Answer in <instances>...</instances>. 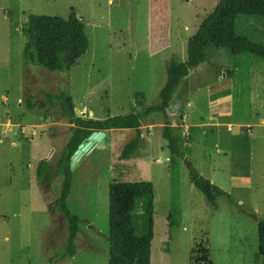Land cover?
I'll list each match as a JSON object with an SVG mask.
<instances>
[{
    "label": "rangeland",
    "instance_id": "rangeland-1",
    "mask_svg": "<svg viewBox=\"0 0 264 264\" xmlns=\"http://www.w3.org/2000/svg\"><path fill=\"white\" fill-rule=\"evenodd\" d=\"M218 2L0 0V264H108L112 180L153 186L150 264H264L256 218L264 215V129L255 124L259 107L242 70L247 62L264 73V59L209 47L206 60L189 70L166 110L181 160L161 135L162 113L140 122L139 142L127 160L120 154L136 138L134 130L95 133L92 148L74 154L67 206L83 223L72 258L60 260L66 224L48 209L59 181L38 186L35 179L37 163L53 158L69 135L59 106L49 105L43 92L65 91L75 113L94 120L158 106L165 63L186 60L188 40ZM72 11L89 41L76 65L65 75L24 67L21 26L28 17L66 19ZM236 34L264 45V17L239 16ZM236 68L242 74L231 79L228 71ZM191 171L224 193L216 209L190 183Z\"/></svg>",
    "mask_w": 264,
    "mask_h": 264
},
{
    "label": "trees",
    "instance_id": "trees-1",
    "mask_svg": "<svg viewBox=\"0 0 264 264\" xmlns=\"http://www.w3.org/2000/svg\"><path fill=\"white\" fill-rule=\"evenodd\" d=\"M10 17V13H8ZM239 16L264 17V0H219L216 7L197 27L187 42L186 60L171 57L165 63L166 81L159 92V105L145 108L133 114L107 118L86 119L74 112L71 98L61 91L58 94L43 92L49 105H58L60 117L69 125L68 138L64 145L55 147L53 158L40 160L35 168L38 186H50L58 179V194L49 211H56L66 224V240L62 245L60 260L72 258L76 253L75 239L83 221L71 214L67 206L72 187L71 162L78 147L93 133L110 130H134L136 138L128 142L120 154L127 160L136 150L140 139V122L153 113H162L165 118L162 137L168 144L170 154L181 160L183 154L170 127L166 110L174 89L191 69L206 60L209 47L227 50L232 56L248 54L264 59V45L253 44L246 37L236 34ZM23 37V66L37 65L50 73L67 74L86 53L89 41L84 25L72 11L66 18L29 16L21 26ZM26 99L29 110L36 108ZM54 102V103H53ZM39 109H44L39 106ZM190 183L201 193L207 205L217 208L216 197L224 193L208 180L191 171ZM108 264H150L153 241V186L148 181L121 182L112 180L108 189ZM258 256L264 261V215L257 216Z\"/></svg>",
    "mask_w": 264,
    "mask_h": 264
},
{
    "label": "crops",
    "instance_id": "crops-1",
    "mask_svg": "<svg viewBox=\"0 0 264 264\" xmlns=\"http://www.w3.org/2000/svg\"><path fill=\"white\" fill-rule=\"evenodd\" d=\"M258 68H255V66H251V64H248L247 62L242 65L243 75L246 78H249V87L251 96H253V101L257 104L259 107L258 113H256L255 117V124L264 129V73L260 70V66H257ZM239 68L234 69L233 71H228V75L232 79V77L236 76L237 74H242ZM264 70V69H263ZM227 71H224L225 73ZM224 77V76H223ZM231 85H228L229 88ZM252 103V101H251ZM260 111V112H259ZM219 127L224 126V123H218L215 124ZM222 125V126H220ZM227 126H232V124H226ZM247 126V127H246ZM249 124H245L244 126H239L240 128L245 127L248 128Z\"/></svg>",
    "mask_w": 264,
    "mask_h": 264
},
{
    "label": "water",
    "instance_id": "water-1",
    "mask_svg": "<svg viewBox=\"0 0 264 264\" xmlns=\"http://www.w3.org/2000/svg\"><path fill=\"white\" fill-rule=\"evenodd\" d=\"M74 112H76L75 110H74ZM94 134L95 133H93L87 140H85L79 147H78V149H77V153H78V157L81 155V151L82 150H85V151H89L91 148H92V145L91 146H89V143H90V139H92L93 138V136H94ZM96 134H98V133H96ZM100 134V133H99ZM100 135H102V134H100ZM87 146H89V147H87ZM72 159H73V157H72Z\"/></svg>",
    "mask_w": 264,
    "mask_h": 264
}]
</instances>
